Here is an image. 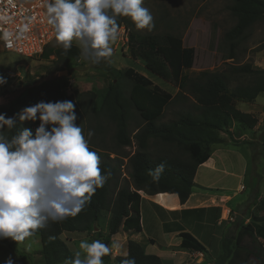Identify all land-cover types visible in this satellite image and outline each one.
<instances>
[{
  "label": "trees",
  "instance_id": "obj_1",
  "mask_svg": "<svg viewBox=\"0 0 264 264\" xmlns=\"http://www.w3.org/2000/svg\"><path fill=\"white\" fill-rule=\"evenodd\" d=\"M101 1V6L92 8L67 0H52L50 7L73 20L78 19L80 14H95L102 21L101 24L88 23L87 29L95 33L91 36L93 43H106L121 26L133 24L137 11L134 0ZM231 1L228 10L235 18V25L225 33L224 38L233 51L237 42L245 39L249 28L264 21V0ZM55 41L45 48L40 57L48 59L53 56L55 62H63L67 67L79 60L82 55L80 47L65 45L54 49ZM127 50L129 57L140 60L150 74L165 82H172L180 90L188 86L194 106L180 113L174 121L158 123L172 96L153 86L148 78L131 68L119 72L120 77L131 83L127 97H123L120 90L113 86L103 96L108 117L116 124L117 144L122 147L131 145L126 125L128 108L132 107L138 113L143 126L132 137L137 149L127 159L131 185L126 184L117 191L116 180L121 162L114 165L112 159L90 146H80L76 153H72L73 123L77 114L74 99L66 96L61 103L46 107L45 115L36 124L43 129L52 151L74 157L47 181V202L41 208L38 220L22 224L24 230L40 238L41 264H79V258L69 250L61 235L65 232L90 233L103 223L104 216H108L107 234L102 236L98 231V237H103L102 244L99 238L95 239V244L108 260L106 246L113 236L118 233L132 236L142 231L140 191L149 196L158 194L159 200L166 197L163 193L175 194L180 203H185L193 188H196L193 178L198 166L210 157L212 146L225 144L221 133H228L230 128L238 126L245 134L253 131L257 125V119L252 114L239 111L235 105L252 103L264 94V70L248 64L232 68L234 74L251 75L254 79L249 84L230 89L228 79L222 74L203 71L192 80L183 74L184 70L193 66L194 49L184 47L179 37L138 36L129 32ZM232 51H229L228 59H232ZM94 53L101 63H106V50L100 49ZM3 126L5 132L0 135L2 185L35 180L52 167L49 154L43 149L36 151L31 162H28L27 144L33 138L22 130L16 108L11 106L7 110ZM37 137H40L39 133ZM149 140L171 148L164 153L152 154L148 151ZM26 164L30 174L25 180L3 175L6 170H22ZM259 185L257 180H253L251 186L244 184L243 192L247 189L253 192L254 187ZM252 200L248 222L239 224L234 236L222 238L220 253L212 264H264V193L260 194L258 187ZM31 204H35V201L25 188L0 189V213L8 219L16 214L23 217L29 215ZM178 237L179 250L206 252L203 244L190 233L180 231ZM147 242L154 244L151 239ZM126 247V255L119 259L121 264H164L158 256L147 254L137 241L128 239Z\"/></svg>",
  "mask_w": 264,
  "mask_h": 264
},
{
  "label": "rangeland",
  "instance_id": "obj_2",
  "mask_svg": "<svg viewBox=\"0 0 264 264\" xmlns=\"http://www.w3.org/2000/svg\"><path fill=\"white\" fill-rule=\"evenodd\" d=\"M67 1L92 8H98L103 4L101 0ZM231 2V0H134L137 15L133 19V24H125L116 31L118 39L108 51L106 47L109 39L106 43L95 44L91 38L95 33L87 29L88 23L99 26L102 21L95 14H80L78 19H75L79 22L75 24L76 30L80 29L74 34L76 37L60 36L53 43L54 49L65 45L81 48V57L70 67L65 66L63 62H55L53 56L48 59L40 56L24 59L14 53L0 51V135L5 132L3 122L7 110L12 106L18 111L22 130L33 138L27 144L28 162H31L36 151L43 149L49 154L52 163V167L35 180L6 185L0 182V189L8 187L29 190L35 201V204H31L30 214L25 217L16 214L8 219L5 214L0 213V264H41L40 238L37 234L24 230L22 224L38 220L40 210L47 202V181L74 157L58 155L52 151L43 129L36 124L45 115L46 107L52 103H61L66 96L74 99L77 114L73 123L72 153H76L80 146H90L112 159L114 165L121 162L116 180L117 191L126 184L131 185L129 177L131 171L127 159L137 149L132 137L143 126L138 113L132 107L128 108L126 125L131 145L122 147L117 144L116 124L108 117L103 96L113 86L120 90L123 97H127L131 83L120 77L119 72L131 68L148 78L153 86L172 96L171 103L164 108L158 123L174 121L180 113L194 106V99L188 86L180 90L172 82H165L147 72L140 60H132L129 57L127 37L122 35L121 28H124L126 35L130 32L138 36L172 35L181 38L184 47L194 49L193 66L183 71L191 80L197 78L203 71L222 74L228 79V86L231 89L237 85L249 84L254 79L251 75L234 74L232 68L248 64L264 70V21L249 28L245 39H240L233 51L229 49L228 41H225V33L235 25V18L228 10ZM100 49L106 50V63H101L94 53ZM229 51H232V59L227 58ZM236 109L253 113L257 125L249 133L244 134L238 126H233L228 133L223 134V138L229 144L227 149L231 172L235 176L246 162L244 184L251 186L252 181L257 180L260 185L255 186L253 192L247 189L232 196L228 205L230 208L228 223L224 221L220 227L221 232L217 233H221L222 238L234 236L238 225L248 222L247 217L250 215L251 202L257 187L260 194L264 193V94L259 95L253 103H236ZM46 125L50 127L47 122ZM38 133L40 137H37ZM168 148L171 147L154 140L148 142V151L152 154L164 153ZM28 168L26 164L22 170L10 172L6 170L3 175L25 180L30 174ZM232 180L233 177L229 187L233 189L235 181ZM200 188L202 187L196 186L193 192L203 193ZM225 191L222 193L231 195V192ZM220 192L210 194L220 195ZM142 218L143 233L132 236L119 233L112 237L105 251L108 260H105L95 244V239L99 238L96 234L98 231L102 236L107 234L108 216H104L103 223L90 233L65 232L61 239L69 250L77 255L79 264H121L119 259L127 253L128 239L141 241L146 246L145 252L158 256L164 264H212L220 253L218 241L216 246L208 247V253L196 254L195 260H192L193 256L192 259L189 258L191 253L175 255L180 251L175 246L178 239L163 233L156 213L146 202L142 204ZM149 238L154 240L153 245L146 242ZM102 239L103 237L99 238L101 244ZM262 246L264 247V242ZM169 255L172 256L173 262L169 261Z\"/></svg>",
  "mask_w": 264,
  "mask_h": 264
},
{
  "label": "crops",
  "instance_id": "obj_3",
  "mask_svg": "<svg viewBox=\"0 0 264 264\" xmlns=\"http://www.w3.org/2000/svg\"><path fill=\"white\" fill-rule=\"evenodd\" d=\"M248 114L253 113L249 112ZM223 134L224 133H221L222 138ZM223 139L225 140V138ZM228 147L229 144L227 143V141L225 142V144L212 146V153L210 157L207 159V161L198 166L193 178V182L196 186L209 190H227L225 192L229 191L231 192V195H229L228 193L227 195L226 193H220V195H217L210 194V192L197 193L192 191L187 201L182 204L175 194L163 193L164 195H166V197L162 198V200H159L157 198L158 194L149 196L140 191V217L142 228V231L140 233H143L144 231L142 204L143 202H146L150 209H152L156 213L159 219V225L163 233H165L166 235L174 236V238L178 239L175 244L176 247L180 243V238L178 237L180 231L188 232L199 242H203V246L206 250L205 253L209 252L208 247L216 246L218 241L220 243V239L223 235H221V233H217L221 232L222 228L220 227L222 226L223 222H227L228 220V216L230 213V208L228 205L232 200V196L238 193H242L244 190V180L247 170V164L246 162H244V164H242V166L238 170V173L235 176L234 174H232L227 149ZM231 177H233V180L235 181L234 182L232 180L235 183V187L233 189L229 187ZM227 206L229 209L227 208ZM137 242H139L144 247V249L146 248L145 244L143 245L141 241ZM148 245L150 244L148 243ZM179 253H191L189 258L192 259L193 256L192 260H195L197 258L196 254H201L193 252L185 253V251L180 250L176 252L175 255ZM205 253H202V255ZM169 261H174L172 260L171 255H169Z\"/></svg>",
  "mask_w": 264,
  "mask_h": 264
},
{
  "label": "built area",
  "instance_id": "obj_4",
  "mask_svg": "<svg viewBox=\"0 0 264 264\" xmlns=\"http://www.w3.org/2000/svg\"><path fill=\"white\" fill-rule=\"evenodd\" d=\"M51 2L0 0V51L24 59L38 57L60 36L77 33L79 22L51 9ZM120 31L127 37L124 28Z\"/></svg>",
  "mask_w": 264,
  "mask_h": 264
},
{
  "label": "water",
  "instance_id": "obj_5",
  "mask_svg": "<svg viewBox=\"0 0 264 264\" xmlns=\"http://www.w3.org/2000/svg\"><path fill=\"white\" fill-rule=\"evenodd\" d=\"M117 39H118V36H117L116 34H114V35H112V36L110 37V39H109V41H108V43H107V47H106V50H107V51L111 49V47H112V45H113V42H114L115 40H117Z\"/></svg>",
  "mask_w": 264,
  "mask_h": 264
}]
</instances>
